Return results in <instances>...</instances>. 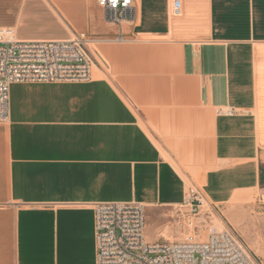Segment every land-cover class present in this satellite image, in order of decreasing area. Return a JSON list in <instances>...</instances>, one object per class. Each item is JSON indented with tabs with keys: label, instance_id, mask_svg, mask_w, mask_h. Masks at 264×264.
Segmentation results:
<instances>
[{
	"label": "crops",
	"instance_id": "obj_1",
	"mask_svg": "<svg viewBox=\"0 0 264 264\" xmlns=\"http://www.w3.org/2000/svg\"><path fill=\"white\" fill-rule=\"evenodd\" d=\"M0 27L84 32L106 64L10 85L0 264H95L97 203L150 214L189 187L224 204L264 186V0H132L119 23L97 0H0Z\"/></svg>",
	"mask_w": 264,
	"mask_h": 264
},
{
	"label": "built area",
	"instance_id": "obj_2",
	"mask_svg": "<svg viewBox=\"0 0 264 264\" xmlns=\"http://www.w3.org/2000/svg\"><path fill=\"white\" fill-rule=\"evenodd\" d=\"M97 2L110 22L130 16L132 0ZM95 42L84 32L67 39L21 40L13 27H0V122L7 120L13 83L85 82L91 79L93 67L105 70ZM205 202L199 188H188L183 202L175 207L187 227H196L201 214L210 218L208 210L202 211ZM93 211L95 264H259L228 228L211 225L200 240L187 236L183 241H149L142 204L97 203Z\"/></svg>",
	"mask_w": 264,
	"mask_h": 264
},
{
	"label": "rangeland",
	"instance_id": "obj_3",
	"mask_svg": "<svg viewBox=\"0 0 264 264\" xmlns=\"http://www.w3.org/2000/svg\"><path fill=\"white\" fill-rule=\"evenodd\" d=\"M184 180L189 183L185 178ZM262 193H264V186L261 189H254L250 192L251 195L248 199L241 201L232 199L224 204H214L206 200L202 211L208 210L211 219L201 214L200 222H195L197 223L196 227H187L182 220L183 216L178 215L176 208H154L150 214L145 210L146 238L149 241H183L187 236H190L195 240H200L206 237L209 226L217 225L219 229L232 230L258 263L264 264V200L261 199Z\"/></svg>",
	"mask_w": 264,
	"mask_h": 264
},
{
	"label": "bare ground",
	"instance_id": "obj_4",
	"mask_svg": "<svg viewBox=\"0 0 264 264\" xmlns=\"http://www.w3.org/2000/svg\"><path fill=\"white\" fill-rule=\"evenodd\" d=\"M242 195H243V193H242ZM243 197V196H242ZM241 199V196H239V197H235L234 199H233V201H239ZM216 228H219V226H217V225H214ZM184 229V228H183Z\"/></svg>",
	"mask_w": 264,
	"mask_h": 264
}]
</instances>
